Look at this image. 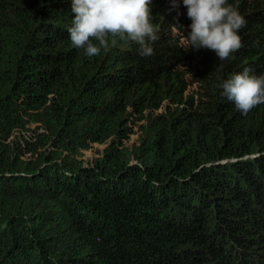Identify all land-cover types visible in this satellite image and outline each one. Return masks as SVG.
I'll list each match as a JSON object with an SVG mask.
<instances>
[{
	"label": "trees",
	"instance_id": "16d2710c",
	"mask_svg": "<svg viewBox=\"0 0 264 264\" xmlns=\"http://www.w3.org/2000/svg\"><path fill=\"white\" fill-rule=\"evenodd\" d=\"M177 2L152 0L151 56L89 57L71 0H0V264H264V104L218 87L264 75V0H228L247 23L225 61L187 49Z\"/></svg>",
	"mask_w": 264,
	"mask_h": 264
},
{
	"label": "clouds",
	"instance_id": "9594fccd",
	"mask_svg": "<svg viewBox=\"0 0 264 264\" xmlns=\"http://www.w3.org/2000/svg\"><path fill=\"white\" fill-rule=\"evenodd\" d=\"M170 2L172 10H178L177 0ZM151 4L152 0H71L74 18L68 32L72 46L93 57L118 42H131L139 45L142 57L151 56V44L158 39ZM182 4L191 20L190 32L184 35L182 26L172 27L184 35L188 50L208 49L225 61L242 47L238 33L247 22L228 0H182ZM218 87L223 90L220 95L233 102L242 115L264 104V75H250L248 69Z\"/></svg>",
	"mask_w": 264,
	"mask_h": 264
},
{
	"label": "rangeland",
	"instance_id": "374dc122",
	"mask_svg": "<svg viewBox=\"0 0 264 264\" xmlns=\"http://www.w3.org/2000/svg\"><path fill=\"white\" fill-rule=\"evenodd\" d=\"M193 64V63H192ZM133 131H137V127L133 128ZM137 139V134H132L126 143V146H131ZM104 145L93 144L88 150L82 152V155L78 157L84 164H90L95 158L99 156V153L103 150Z\"/></svg>",
	"mask_w": 264,
	"mask_h": 264
}]
</instances>
